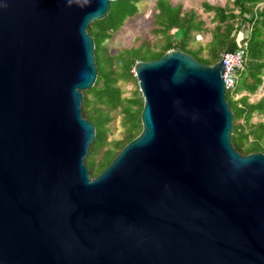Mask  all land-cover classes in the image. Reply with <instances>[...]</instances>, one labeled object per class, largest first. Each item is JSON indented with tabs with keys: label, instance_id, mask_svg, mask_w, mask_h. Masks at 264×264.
<instances>
[{
	"label": "water",
	"instance_id": "95a60500",
	"mask_svg": "<svg viewBox=\"0 0 264 264\" xmlns=\"http://www.w3.org/2000/svg\"><path fill=\"white\" fill-rule=\"evenodd\" d=\"M110 3L0 0V264H264V154L232 145L222 60L136 63L142 131L90 176Z\"/></svg>",
	"mask_w": 264,
	"mask_h": 264
},
{
	"label": "trees",
	"instance_id": "16d2710c",
	"mask_svg": "<svg viewBox=\"0 0 264 264\" xmlns=\"http://www.w3.org/2000/svg\"><path fill=\"white\" fill-rule=\"evenodd\" d=\"M139 1L111 0L107 15L87 27L94 42L97 71L94 85L82 93L81 107L82 116L93 124L95 130L85 158L90 176L99 175L142 131L143 99L132 72L135 64L158 60L171 50L189 54L207 66L217 63L225 52L243 51L238 82L225 93L233 115L231 142L242 155L264 154V97L254 102L250 100L260 87L264 89V8H256L264 0H234L236 13L203 4L204 11L212 13L215 26L210 30L207 44L195 49L189 44L196 43L195 35L203 32V23L192 11L184 12L180 6H172L167 0H156L151 29L155 41H143L138 46L111 53L107 41L137 14ZM202 52H205L204 56H201ZM128 81L135 82L136 90L132 97L124 98L118 83ZM114 116L120 118L122 134L119 139L109 140Z\"/></svg>",
	"mask_w": 264,
	"mask_h": 264
},
{
	"label": "rangeland",
	"instance_id": "374dc122",
	"mask_svg": "<svg viewBox=\"0 0 264 264\" xmlns=\"http://www.w3.org/2000/svg\"><path fill=\"white\" fill-rule=\"evenodd\" d=\"M172 6H180L182 11H192L196 15V19L203 23L202 33L195 35L196 43H190V48H197L199 46H205L210 40V30L215 26L212 21V13H206L203 8V4H209L212 6H220L226 9L228 12H237L234 8V0H167ZM156 0H140L137 4V14L130 18L123 28L117 32L112 39L108 40L106 46L110 49L111 53L116 52L117 49L130 48L132 46H138L143 41L154 42L155 36L151 32L152 29V17L154 13V4ZM257 9L264 8V1L257 5ZM247 28V26H246ZM247 32H244V35ZM239 38L241 35H238ZM205 52H202L201 56H204ZM134 74V73H133ZM264 80V79H263ZM238 82V81H237ZM118 86L123 92L124 98H130L133 96V92L136 90L135 82H119ZM264 86V81H263ZM264 97V89L260 87L256 95L250 96L251 102ZM264 121V117L262 119ZM109 140L119 139L122 134V128L120 126L119 116H114L112 123L110 124Z\"/></svg>",
	"mask_w": 264,
	"mask_h": 264
},
{
	"label": "built area",
	"instance_id": "2783aa9c",
	"mask_svg": "<svg viewBox=\"0 0 264 264\" xmlns=\"http://www.w3.org/2000/svg\"><path fill=\"white\" fill-rule=\"evenodd\" d=\"M224 64L223 80L225 89H232L238 81V72L242 69L244 53L243 51L225 52L220 56Z\"/></svg>",
	"mask_w": 264,
	"mask_h": 264
}]
</instances>
